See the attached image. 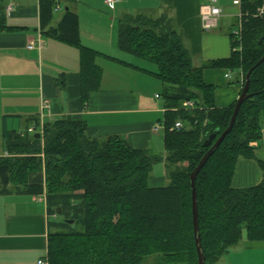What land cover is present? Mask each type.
Here are the masks:
<instances>
[{
  "label": "trees",
  "instance_id": "obj_1",
  "mask_svg": "<svg viewBox=\"0 0 264 264\" xmlns=\"http://www.w3.org/2000/svg\"><path fill=\"white\" fill-rule=\"evenodd\" d=\"M58 3L40 0L41 27L79 47L87 102L102 81L103 69L96 63L102 53L82 44L79 15L71 8L57 26H49ZM261 4L242 0L244 11L255 12ZM4 15L1 10L0 27ZM242 43V50L233 43L230 57L197 67L169 17L139 13L119 18V49L154 63L153 73L164 84L165 153L136 149L120 135L89 137L86 121L71 116L45 122L41 138L28 129L4 130L9 155L0 156V195L46 194L48 212L56 215L48 237L50 264H142L152 254L172 264H198L191 173L212 146L205 145L209 135L221 130L214 144L229 126L237 102L218 107V86L205 81L204 69L242 67L247 75L264 56V18L244 20ZM249 93L233 130L196 179L205 264H216L245 233L251 241H264V180L253 187L233 186L239 159L254 158L253 143L263 136L264 62L252 71ZM187 100L195 107L185 109ZM178 121L180 129L175 128ZM29 122L40 128L38 118ZM159 162L166 165L168 182L153 187Z\"/></svg>",
  "mask_w": 264,
  "mask_h": 264
},
{
  "label": "crops",
  "instance_id": "obj_2",
  "mask_svg": "<svg viewBox=\"0 0 264 264\" xmlns=\"http://www.w3.org/2000/svg\"><path fill=\"white\" fill-rule=\"evenodd\" d=\"M0 1L4 2L0 14L1 10L5 14L4 27H0V156L6 153L4 130L24 132L34 126L31 117L45 123L71 116L86 121V133L92 138L120 135L136 149L156 152L162 143L165 147V128L155 130L157 124L165 123L168 110L164 84L153 73L157 70L154 63L119 49V18L139 13L169 17L182 34L193 64L200 67L231 56L230 33L242 8L233 0H219L223 10L219 25L204 31L200 8L207 0H119L114 7L105 0H59L60 9H55L49 26H57L71 8L79 15L82 44L102 53L96 58L103 69L100 87L84 102L80 49L44 32L40 0H12L16 7L10 15L6 13L10 0ZM32 42L35 48L29 49ZM226 72L224 68L204 69L205 81L218 86V107L230 106L241 94L238 77L226 87L221 85ZM45 104L49 107L43 109ZM253 145L255 157L240 158L237 163L235 188L253 187L264 180V127L262 139ZM167 182V168L165 175H152L150 180L153 187ZM54 217L47 203L35 201L34 195L1 194L0 264H37L48 254ZM216 264H264V241H251L245 233Z\"/></svg>",
  "mask_w": 264,
  "mask_h": 264
},
{
  "label": "built area",
  "instance_id": "obj_3",
  "mask_svg": "<svg viewBox=\"0 0 264 264\" xmlns=\"http://www.w3.org/2000/svg\"><path fill=\"white\" fill-rule=\"evenodd\" d=\"M108 5L111 7H114L116 3L119 0H105ZM234 4L239 5L242 7V0H233ZM15 3L10 0L6 5V13L8 15L12 14V12L15 10ZM56 10H59V5L56 6ZM223 10L221 6L219 5V0H207L205 4L201 5L200 8V17H201V23H202V29L204 31H210L212 29H215L219 25L220 18L222 16ZM249 16H255V17H261L264 18V0H262V4L256 9L255 12H251L249 10L244 11L243 8L240 9V11L237 14L238 22L235 28L233 29V43L236 44L235 50H242L243 43H242V31H243V25L244 20ZM29 49L35 48V43L32 42L28 46ZM226 78L231 79L233 77V71L227 70L225 73ZM49 105L45 104L43 109L48 108ZM183 107L185 109H190L195 107V103L192 100H187L183 103ZM44 115L42 114V117ZM43 122H40V128L37 129V127L31 126L28 128V132L30 133H37L40 132L43 135ZM183 127V123L181 121H178L175 123V128L180 129ZM160 128H165V123H160L155 126V130H159ZM5 155H9L7 152ZM34 200L39 202H46V194H40V195H34ZM56 217V215H54ZM37 264H50L49 256L48 254L40 257L37 261Z\"/></svg>",
  "mask_w": 264,
  "mask_h": 264
},
{
  "label": "water",
  "instance_id": "obj_4",
  "mask_svg": "<svg viewBox=\"0 0 264 264\" xmlns=\"http://www.w3.org/2000/svg\"><path fill=\"white\" fill-rule=\"evenodd\" d=\"M264 62V56L263 58L248 72L246 75V82L244 87L242 88V92L236 102L235 109L230 121L229 126L227 129L220 134V136L217 138L216 142L214 144V139L218 136V134L221 132L220 129H217L216 132L209 135V137L205 140L206 146H211V148L208 150V152L203 156L199 164L196 166V168L191 173V182H192V189H193V223H194V229H195V236H196V243H197V251H198V264H205L206 258L204 255V252L202 250V244H201V236H200V221H199V207H198V199H197V188H196V179L198 174L200 173L201 169L204 167L208 159L211 157V155L214 153L215 149H217L221 143L224 141L225 137L233 130L234 125L237 120V116L239 114L240 108L245 100H247L251 94L249 93L250 89V82H251V74L254 68L258 67L261 63ZM36 137L41 138L42 134L40 132H37L35 134Z\"/></svg>",
  "mask_w": 264,
  "mask_h": 264
},
{
  "label": "rangeland",
  "instance_id": "obj_5",
  "mask_svg": "<svg viewBox=\"0 0 264 264\" xmlns=\"http://www.w3.org/2000/svg\"><path fill=\"white\" fill-rule=\"evenodd\" d=\"M4 2L0 1V8L1 6L3 5ZM150 62V61H148ZM233 71V70H232ZM224 76V75H223ZM239 78L241 80V88L244 87L245 85V82H246V71L244 70V68L240 67V68H237L236 70L233 71V78L231 79H227L225 76L223 77V79L225 80V82L221 85H223V87H226L228 86L229 82L232 81V80H236V78ZM16 122H19L18 120ZM13 125L15 124V121H12ZM11 122H10V127L11 126ZM26 124H24L25 126ZM17 129L20 127L18 123L15 124V126ZM163 133V132H162ZM165 147H164V144L162 143L160 148H158V150H156V152L158 153H162L164 151ZM166 173V166H165V163L164 162H159L157 163L155 166H154V169H153V174L152 175H165ZM142 264H172V263H169L167 262L165 259H164V256L162 254H152V255H149L147 257H145L143 259V262Z\"/></svg>",
  "mask_w": 264,
  "mask_h": 264
}]
</instances>
